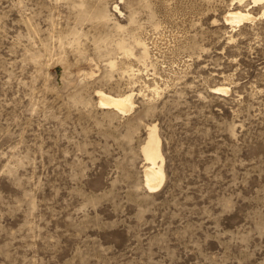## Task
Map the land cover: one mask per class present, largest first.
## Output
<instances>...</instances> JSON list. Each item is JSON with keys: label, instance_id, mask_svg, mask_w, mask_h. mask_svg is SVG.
<instances>
[{"label": "rangeland", "instance_id": "374dc122", "mask_svg": "<svg viewBox=\"0 0 264 264\" xmlns=\"http://www.w3.org/2000/svg\"><path fill=\"white\" fill-rule=\"evenodd\" d=\"M263 11L0 0V264H264Z\"/></svg>", "mask_w": 264, "mask_h": 264}, {"label": "bare ground", "instance_id": "6f19581e", "mask_svg": "<svg viewBox=\"0 0 264 264\" xmlns=\"http://www.w3.org/2000/svg\"><path fill=\"white\" fill-rule=\"evenodd\" d=\"M253 2L260 4L264 2V0H253ZM262 15H264V11ZM254 17L255 16L249 10H231L226 15V20L234 25L239 26L245 21L254 19ZM215 90L218 94H221L228 93L230 88L218 86L215 88ZM97 93L99 95V104L103 108H115L120 112L126 113L131 111L134 106L132 100L134 92L123 95H112L103 91H98ZM143 151L146 161L144 178L145 185L149 191H156L162 186L165 178V173L163 170V156L161 153V141L157 135L156 127L151 128L148 141L144 146Z\"/></svg>", "mask_w": 264, "mask_h": 264}]
</instances>
